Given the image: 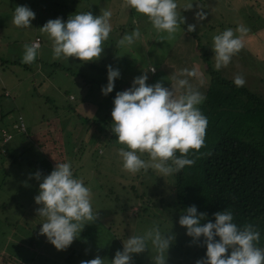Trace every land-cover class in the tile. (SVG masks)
Segmentation results:
<instances>
[{
	"label": "rangeland",
	"instance_id": "1",
	"mask_svg": "<svg viewBox=\"0 0 264 264\" xmlns=\"http://www.w3.org/2000/svg\"><path fill=\"white\" fill-rule=\"evenodd\" d=\"M57 4L63 9L52 3L46 7L56 10L62 20L78 12L98 15L109 9L111 30L101 43L104 49L100 58L91 62L71 57L53 59L51 41L40 31L49 43L42 46L40 56L37 52L32 63H22L23 46L37 35L36 29L30 28H34L32 20L36 17L29 27H19L11 37L18 42H13L7 51L15 59L20 57V64L7 66L0 61V71L6 70L4 79L8 84L15 83L11 94L21 107L6 119L16 120L18 113H23L28 131L21 133L11 127L14 139L3 145L0 142V264H80L81 260L97 255L110 264L115 252L122 250V240L143 235L153 227L162 234H174L165 253L166 264H195L201 259L195 255L197 241L193 242L178 224L183 212L163 205L160 200H172L174 177H161L151 168L136 173L122 168L119 148L112 147L117 145L115 135L107 128V124L112 125L113 99L116 92L129 88L133 78L142 72L148 77L147 84L155 83L156 78L148 70L155 56L152 63L166 67V87L170 88L181 69L195 68L201 79L184 78L204 96L216 77L232 82L240 75L245 81L243 86L264 99V0H176L177 27L171 36L157 32L147 16L128 7L126 0H58ZM55 18L47 13L44 20L37 22V29ZM188 25L193 26L189 33L185 29ZM237 25L247 28V32L237 33ZM227 28L241 36L242 47L227 66L216 70L212 37ZM133 29L139 31V37L131 45L118 46V41ZM164 54L167 63L163 65L159 60ZM53 63H60L71 72L57 69ZM107 65L118 69L120 76L114 80L113 91L105 96L98 86L107 83ZM4 93L0 86V106L8 103ZM71 96L75 98L72 101ZM12 157L36 163L46 161L43 167L52 169L56 162H68L73 176L89 188L94 219L86 222L80 237L67 249L57 250L39 234L44 217L37 215L40 205L33 198L38 194L40 181L30 178L37 169L15 163ZM139 157L149 160L147 156ZM155 255L148 240L144 252L132 255V264H152Z\"/></svg>",
	"mask_w": 264,
	"mask_h": 264
},
{
	"label": "clouds",
	"instance_id": "2",
	"mask_svg": "<svg viewBox=\"0 0 264 264\" xmlns=\"http://www.w3.org/2000/svg\"><path fill=\"white\" fill-rule=\"evenodd\" d=\"M126 4L146 15L157 32L163 31L171 36L176 31V0H126ZM111 15V10L103 9L98 15L86 11L71 14L67 20L59 17L49 19L40 31L46 33L51 41L52 58L71 57L83 62L98 60L104 49L101 43L111 30ZM34 18L35 13L30 8L18 5L14 8L12 23L27 28ZM192 29L193 26L188 25V30ZM236 32L242 35L247 28L237 25ZM139 35V31L133 29L118 41V46L131 45ZM212 41L216 70L227 66L242 47L241 36L234 35L231 28L214 35ZM23 48L21 62L32 63L37 56L38 45L26 44ZM106 68L107 83L101 87V94L105 96L113 91L114 80L120 76L118 69L111 65ZM148 70L154 72L155 68ZM184 77L201 79L195 68L181 69L169 88L159 81L147 84L148 77L142 72L133 78L129 88L116 92L110 113L111 132L117 143L126 146L118 149L117 153L122 168L127 172L151 168L163 177L194 163L186 154L190 149L199 150L204 143L207 118L198 105L205 97ZM232 82L237 87L245 83L240 75H236ZM177 151L180 155H176ZM137 152H146L149 160L141 159ZM31 177L40 181L38 194L33 198L40 205L36 209L37 215L44 217L39 234L44 235L57 250H65L80 237L86 222L94 219L90 190L81 179L73 176L68 162H56L42 179L39 171L30 174ZM213 216L214 222L208 220L202 224L206 213L198 212L196 206L191 205L178 218V224L185 228V234L193 242L203 237L205 255L195 264H264V248L255 245L259 232L252 225L238 226L233 222L232 212L227 209L217 211ZM148 240L156 252L151 258L152 264H166L165 253H168L174 234H162L156 227L143 235H130L122 240V250L115 252L110 264H132V255L144 252ZM80 264H105V261L97 255L81 260Z\"/></svg>",
	"mask_w": 264,
	"mask_h": 264
},
{
	"label": "trees",
	"instance_id": "3",
	"mask_svg": "<svg viewBox=\"0 0 264 264\" xmlns=\"http://www.w3.org/2000/svg\"><path fill=\"white\" fill-rule=\"evenodd\" d=\"M153 60H150L149 68H155V71L150 74L156 78L155 82L161 81L164 86L166 67L159 68ZM52 65L71 72L60 63ZM210 82L205 99L198 105L207 118L204 143L199 150L190 149L186 154L194 161L191 166L170 175L175 179L170 191L172 200L166 203L163 198L160 200L163 205L181 212L195 205L198 212L206 213L202 224L208 220L214 222L213 213L227 209L238 226L252 225L259 232L255 245L264 248V99L221 77ZM101 87L98 86V90ZM107 125L111 132L112 125ZM0 142L2 145L7 143L3 142L2 136ZM116 144L112 147L120 149L119 143ZM137 155L149 157L146 152ZM176 155H180L178 151ZM12 161L33 166L41 175L52 170L43 167L46 161L36 163L16 157H12ZM202 240L203 237L197 241L195 253L200 258L205 255Z\"/></svg>",
	"mask_w": 264,
	"mask_h": 264
},
{
	"label": "crops",
	"instance_id": "4",
	"mask_svg": "<svg viewBox=\"0 0 264 264\" xmlns=\"http://www.w3.org/2000/svg\"><path fill=\"white\" fill-rule=\"evenodd\" d=\"M47 3H52L54 6H58L59 9H61V10L63 9V7L61 8L60 4H57L58 0L57 1L56 0H0V61H3V63H5L6 65L7 64L8 65L9 64H14V65L20 64V57L15 59L13 57V55H11V52L7 51V48L9 46H12L13 42L14 43L18 42L17 40L14 41L13 38H11L12 36L14 37L13 33L19 28V27H16L12 23V15H13L14 8L18 5L19 6H26V4H28V5L32 6V8L35 10L34 13H35L36 18H35V20H32V21H35V25H34V28H33V25H31L30 28H32L34 31L36 29L37 35L34 37V39H32L30 41V43L27 42L26 44H29V45L32 44V42L37 37L41 38V45L39 48H37V52L40 56L42 46L48 44L49 40L47 39V36L40 34V30L37 29V22H39L40 20H44V16L47 13H51L57 18L56 10L48 9L46 7ZM71 11H72V9L70 8L69 12H71ZM9 29L12 30L13 32L8 33ZM19 33L17 34L18 36H19ZM22 44H24V43L22 42ZM50 46H52V45L50 44ZM2 52H4V53H2ZM162 59L164 62L166 61L165 54L163 55ZM165 63H167V62H165ZM40 64H41V62H40ZM40 67H41V65H40ZM4 71H6V70H3V72L0 71V86H1L2 90H5L4 97L8 99L7 100L8 103L6 102L7 103L6 106H4L3 104H1L2 107L0 106L1 107V112H0V138L2 136L3 130H7V131L11 132L10 131L11 127L13 129H15L14 125L17 123V119L16 120L15 119H8L7 120L6 118L9 117L8 116L9 113H12V111L15 112L16 109H19L21 107V106L20 107L18 106L19 103H17L16 99L12 98L11 91L15 88V83L12 82V84H10V83L8 84V82L4 79ZM41 71H42V69H41ZM105 78H103V81ZM105 82H107V81H105ZM170 83H173V81H171ZM169 86L171 87V84ZM124 89H125V87H123V90ZM74 99L75 98L72 99V96L70 97L71 101ZM14 107H16L15 110H13ZM2 109H4V111ZM18 115L23 117V113H21V112H19ZM8 126H10V127H8ZM42 131H44V129H41V132ZM9 142H7V143H9Z\"/></svg>",
	"mask_w": 264,
	"mask_h": 264
},
{
	"label": "built area",
	"instance_id": "5",
	"mask_svg": "<svg viewBox=\"0 0 264 264\" xmlns=\"http://www.w3.org/2000/svg\"><path fill=\"white\" fill-rule=\"evenodd\" d=\"M35 43L36 45H38V48L41 45V38L37 37L35 38V40L32 42V44ZM14 128L17 129L19 132L21 131V133H25L26 132V125L25 122L23 120V117L19 116L17 119V123L14 125ZM2 138H3V142H9L12 138L13 135L7 131V130H3L2 131Z\"/></svg>",
	"mask_w": 264,
	"mask_h": 264
}]
</instances>
